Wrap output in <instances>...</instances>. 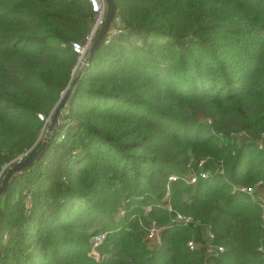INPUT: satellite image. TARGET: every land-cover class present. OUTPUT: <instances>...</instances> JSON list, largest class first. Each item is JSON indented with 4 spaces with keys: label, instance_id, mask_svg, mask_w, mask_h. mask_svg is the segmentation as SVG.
<instances>
[{
    "label": "trees",
    "instance_id": "1",
    "mask_svg": "<svg viewBox=\"0 0 264 264\" xmlns=\"http://www.w3.org/2000/svg\"><path fill=\"white\" fill-rule=\"evenodd\" d=\"M114 2L120 31L2 196L0 264H264L258 189H235L264 187V0ZM93 19L89 0H0V182L40 146ZM191 160L208 172L194 184ZM151 220L164 227L153 248ZM207 228L225 247L214 257L187 246Z\"/></svg>",
    "mask_w": 264,
    "mask_h": 264
},
{
    "label": "built area",
    "instance_id": "2",
    "mask_svg": "<svg viewBox=\"0 0 264 264\" xmlns=\"http://www.w3.org/2000/svg\"><path fill=\"white\" fill-rule=\"evenodd\" d=\"M92 10L94 12V19L92 20L89 30L86 33L84 39L82 41L73 42L71 44L72 49L78 54V63L82 62L85 55L87 54L89 48L91 47L92 43L94 42L100 28L102 27L104 23V19L106 16L107 11V0H89ZM117 19V18H116ZM119 22L116 27H112L108 30L107 33H109L108 38L110 34H114L118 31H120ZM208 123H210V120H207ZM244 134L239 133L237 134V138H242ZM259 148H262L263 143L262 140L257 141ZM204 163V160L199 161V167L202 168V165ZM208 172L200 169L197 173L189 170L188 173L183 177V179L187 183H195L198 178H207ZM175 178L174 175L169 176V180H173ZM262 185V181H258L254 185H247V186H240L235 189H238L244 193H247L251 196H254L256 194V190L258 187ZM166 196H169V193L166 194ZM259 200L261 201V205L263 208V217H264V198L261 196H258ZM169 210H171L170 205H167ZM150 210V206L146 207V211ZM174 220L182 225H187L190 222L193 221L192 216L190 215H184L181 213H177ZM164 227L158 225L156 221L151 220L149 226L146 228V235L145 239L147 240V243L150 248H153L154 246L160 245L161 243V230ZM106 232L105 231H97L90 235L88 239V243L91 246L90 254L98 255L97 248L103 243V241L106 238ZM206 242L202 243L200 241H196L194 239H191L187 242V246L190 250H196L198 248L204 247L205 253L208 257H214L222 252H224L225 247L221 244H217L213 242L214 240V233L207 228L206 234H205ZM258 250L262 254V257L264 258V241L259 246ZM206 264H214L213 261L207 262Z\"/></svg>",
    "mask_w": 264,
    "mask_h": 264
},
{
    "label": "water",
    "instance_id": "3",
    "mask_svg": "<svg viewBox=\"0 0 264 264\" xmlns=\"http://www.w3.org/2000/svg\"><path fill=\"white\" fill-rule=\"evenodd\" d=\"M115 14V2L114 0H107V11L106 16L104 19V23L102 27L100 28L94 42L92 43L91 47L89 48L87 54L85 55L83 61L80 63V65L77 67V69L74 71V74L72 76V79L68 86L65 88V90L62 92V96L60 100L57 102L56 106L54 107L52 114H51V121L50 124L47 127V133L45 134V137L42 139L40 146L36 149V151L23 159L20 158L17 162L12 164L8 167L5 174L3 175L1 182H0V201L2 199V196L7 188V185L10 182V179L12 176L20 171L22 168L27 166L28 164L37 161L41 155L44 153L45 149L48 146L49 143V134L54 130L55 127H57L60 123V118L62 115V110L67 104V101L73 91V88L79 78V75L83 69V67L88 62L91 55L94 53V51L97 49L98 45L102 42L103 38L105 37L108 30L111 28L113 23V18Z\"/></svg>",
    "mask_w": 264,
    "mask_h": 264
},
{
    "label": "rangeland",
    "instance_id": "4",
    "mask_svg": "<svg viewBox=\"0 0 264 264\" xmlns=\"http://www.w3.org/2000/svg\"><path fill=\"white\" fill-rule=\"evenodd\" d=\"M81 63V62H80ZM80 63H77V65L74 67V71L77 69V67L80 65ZM50 121H51V117L50 118H48L47 120H46V122H47V127H48V125L50 124ZM210 121H212V120H210ZM211 123V122H210ZM47 127L45 128V130H44V134L42 135V139L45 137V134L47 133ZM188 169L189 170H193V160H191L190 162H189V164H188ZM189 184H194V183H189ZM258 195L259 196H261L262 198H264V187H258ZM121 214V213H120ZM159 225V224H158ZM98 253V255L96 256V255H93V254H91L93 257H94V259L95 260H98V261H100V260H102V256L99 254V252H97Z\"/></svg>",
    "mask_w": 264,
    "mask_h": 264
}]
</instances>
